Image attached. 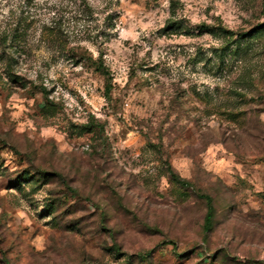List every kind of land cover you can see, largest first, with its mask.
Wrapping results in <instances>:
<instances>
[{"label":"rangeland","instance_id":"1","mask_svg":"<svg viewBox=\"0 0 264 264\" xmlns=\"http://www.w3.org/2000/svg\"><path fill=\"white\" fill-rule=\"evenodd\" d=\"M0 264H264V0H0Z\"/></svg>","mask_w":264,"mask_h":264},{"label":"trees","instance_id":"2","mask_svg":"<svg viewBox=\"0 0 264 264\" xmlns=\"http://www.w3.org/2000/svg\"><path fill=\"white\" fill-rule=\"evenodd\" d=\"M171 175L172 178L182 186H188L190 183L188 180L182 179L179 175L175 174L174 172H171ZM203 197L205 198L207 203V213L204 218V227L205 229H209L213 222L215 208L213 205V199L210 195H203Z\"/></svg>","mask_w":264,"mask_h":264}]
</instances>
